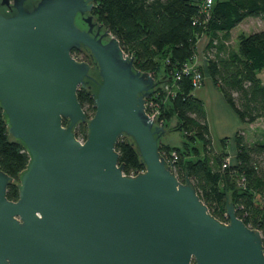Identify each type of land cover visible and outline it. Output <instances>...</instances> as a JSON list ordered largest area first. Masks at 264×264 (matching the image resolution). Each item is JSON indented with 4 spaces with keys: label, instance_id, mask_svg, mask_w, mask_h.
<instances>
[{
    "label": "water",
    "instance_id": "1",
    "mask_svg": "<svg viewBox=\"0 0 264 264\" xmlns=\"http://www.w3.org/2000/svg\"><path fill=\"white\" fill-rule=\"evenodd\" d=\"M93 5L0 0V107L30 157L16 180L0 170V264H264L261 232L227 195L222 222L160 153L161 141L178 138L148 117L145 100L167 79L135 68ZM79 88L94 98L90 117ZM121 136L144 171L123 172Z\"/></svg>",
    "mask_w": 264,
    "mask_h": 264
},
{
    "label": "trees",
    "instance_id": "2",
    "mask_svg": "<svg viewBox=\"0 0 264 264\" xmlns=\"http://www.w3.org/2000/svg\"><path fill=\"white\" fill-rule=\"evenodd\" d=\"M208 12L203 0H94L92 8L95 19L118 39L124 53L134 57L135 68L150 73L156 81L167 79L146 102L158 109L165 128L176 118L170 130L181 133V146L161 142L159 151L165 159L176 155L173 172L178 179L183 181L186 172L211 214L222 222L229 221L228 198L236 215L261 232L264 248V141L249 143L239 129L233 137L234 160L228 159V137L220 140L221 148L215 151L204 103L194 93L193 73L183 70L196 57L199 38L206 36V68L225 101L243 123L263 118L264 28L238 34L236 47L229 40L231 30L246 18H264V0H213ZM80 51L73 49L72 54ZM196 67L201 85L203 65L197 63ZM77 99L87 117L92 116L95 105L89 91L79 88ZM7 129L0 107V170L16 180L30 157ZM74 132L85 139L86 123H80ZM129 141L119 137L115 150L119 163H124L123 172L136 175L145 166ZM16 183L7 187L8 199L18 197Z\"/></svg>",
    "mask_w": 264,
    "mask_h": 264
},
{
    "label": "crops",
    "instance_id": "3",
    "mask_svg": "<svg viewBox=\"0 0 264 264\" xmlns=\"http://www.w3.org/2000/svg\"><path fill=\"white\" fill-rule=\"evenodd\" d=\"M207 42H208V38L206 36H202L201 38H199L197 42V55L195 59L197 60L198 64L203 65L204 80H203V83L195 89L194 93L204 103L206 114H207V120L209 124V129L212 135L213 147L215 151H219L221 148V143L220 145L217 146L215 145V140L217 139L216 142L217 141L220 142L222 138L228 137L231 140V143L227 144V150L229 154L228 159L234 160L236 151H235L233 137L235 133L237 132V130L244 129L247 124L241 121V119L238 117L236 112L225 101L222 93L214 85L211 77L209 76V73L206 68L207 59H206V52H205V46ZM208 104H210L211 107L213 105V107L216 106L222 109L225 114H223L222 116L219 115L218 118L212 121L208 114ZM175 123H176V118L173 117L169 123V126L172 127L175 125ZM214 130L218 131V137L213 136ZM166 132H172V131L166 129ZM174 132L179 134L178 131H174ZM162 143H165V142H162ZM181 143H182V137L179 136L177 144H169V145L181 146ZM165 144H168V143H165Z\"/></svg>",
    "mask_w": 264,
    "mask_h": 264
},
{
    "label": "rangeland",
    "instance_id": "4",
    "mask_svg": "<svg viewBox=\"0 0 264 264\" xmlns=\"http://www.w3.org/2000/svg\"><path fill=\"white\" fill-rule=\"evenodd\" d=\"M263 28H264V18L249 17L248 19L243 20L231 30V37L229 40L230 46L236 47L237 36L241 32L248 34L250 32L256 31V29L259 30ZM85 54L86 53L81 50L80 53L75 54L74 57L77 58L78 60H86ZM260 75L262 76V79L264 82V70L260 72ZM208 114H209L210 119L214 121L216 118H218L219 115L222 116L225 113L223 112L222 109L216 106L213 107V105L211 107L210 104H208ZM170 128H171L170 126L168 128L166 127V129L168 130H170ZM243 131H244L245 138L249 143H254L256 141H264V117L257 119L253 123L247 124L245 128L243 129ZM179 134L176 133L177 138L181 136V133ZM213 136L218 137L217 130H214ZM216 140H215V145L217 146L220 145V142L219 141L216 142ZM229 143H231L230 138H228L227 144Z\"/></svg>",
    "mask_w": 264,
    "mask_h": 264
},
{
    "label": "built area",
    "instance_id": "5",
    "mask_svg": "<svg viewBox=\"0 0 264 264\" xmlns=\"http://www.w3.org/2000/svg\"><path fill=\"white\" fill-rule=\"evenodd\" d=\"M213 0H203V8L205 9V11L207 12L206 14L208 15V9H210V6L212 4ZM197 60L194 58L193 61L187 63L184 67V71L185 72H192V81L193 84L195 85V87H199L200 86V80L202 78L201 73L199 72V70L197 69ZM165 88H167V86H165ZM147 108H151V110H147ZM145 112L147 113L148 117L152 120H154V118L156 117V121H157V125H161L163 126V123L159 120L158 115H159V111L156 107H153V103L150 101L146 102L145 100ZM80 141H83L82 138H78ZM176 155L173 153V156L170 158L165 159L167 161V163L170 165H172L173 168V164H174V160L176 159ZM226 163H228V161H226ZM225 163V164H226ZM225 164H223L225 166Z\"/></svg>",
    "mask_w": 264,
    "mask_h": 264
},
{
    "label": "flooded vegetation",
    "instance_id": "6",
    "mask_svg": "<svg viewBox=\"0 0 264 264\" xmlns=\"http://www.w3.org/2000/svg\"><path fill=\"white\" fill-rule=\"evenodd\" d=\"M83 61H86V62L90 63V59L89 58H86V60H83Z\"/></svg>",
    "mask_w": 264,
    "mask_h": 264
}]
</instances>
